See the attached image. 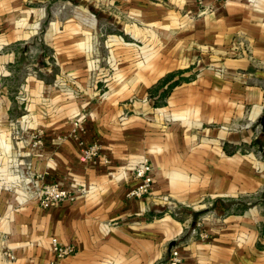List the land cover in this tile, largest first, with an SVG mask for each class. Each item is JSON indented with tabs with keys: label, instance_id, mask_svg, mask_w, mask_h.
Instances as JSON below:
<instances>
[{
	"label": "crops",
	"instance_id": "0c3cea01",
	"mask_svg": "<svg viewBox=\"0 0 264 264\" xmlns=\"http://www.w3.org/2000/svg\"><path fill=\"white\" fill-rule=\"evenodd\" d=\"M81 1L0 0V264H43L53 257L52 236L75 248L57 264H164L171 242L182 264H264V155L257 153L264 138L256 142L253 125L264 109V0H122L137 22L150 13L142 18L153 29L156 13L170 15L158 27L178 40L182 55L191 39L201 55L215 46L201 58L212 69L174 86L159 107L145 88L188 60L156 50L141 61L134 42L156 40L132 23L133 43L110 38L120 47L115 60L127 62L117 75L128 79L94 97L85 86L90 40L75 48L64 33L69 20L55 36L49 17ZM161 59L165 66L156 67ZM21 76L19 100L13 81ZM64 84L84 85L85 95L75 97ZM80 113L83 143L102 147L94 162L66 136ZM34 127L43 129V144L32 152L26 134ZM144 157L153 188L128 197L139 183L133 165ZM50 182L88 192L42 208L33 192Z\"/></svg>",
	"mask_w": 264,
	"mask_h": 264
},
{
	"label": "rangeland",
	"instance_id": "374dc122",
	"mask_svg": "<svg viewBox=\"0 0 264 264\" xmlns=\"http://www.w3.org/2000/svg\"><path fill=\"white\" fill-rule=\"evenodd\" d=\"M159 1V0H157ZM163 4V3H162ZM101 6V0H85V2L82 0L81 2H76L75 4L71 5L69 8H62L61 11L55 15H53V20L55 21L53 28H54V35L56 36L57 34L63 33V29L61 28L62 22H65L66 20H69L70 24L73 26L67 30H64V33H69L70 34V43L71 41H74L75 43V48L82 50L83 49V42L84 39H86L87 43L91 44V57H90V64H91V75L88 79V82L85 86L88 88H92V92H94V97L96 98H102L105 96L110 83L116 82V84L120 83L121 81H125V79H128L125 76H119L118 74V69L122 67L123 64H126V61L120 62V60L116 61L114 56L117 52V50L120 47H117L113 41L110 40V38H122L123 40L130 41L131 43V37H130V32L129 27L131 26L132 23H136L139 25L141 30L147 34L148 30L147 28H150L151 30V36L155 38L156 43L152 45H148V40H142L140 38L139 42L135 41L134 42V48L137 49L139 55H140V60L143 61L145 54L152 53L156 54V50H159L160 53L166 54L167 56L173 57L177 55L180 56L182 55V52L179 51V48L177 44V41H175L166 34V30L163 27L164 23L169 20L170 15H166L165 13H156L158 15L157 20H155V25L157 26H162L153 29L154 23H152L150 26L145 22L146 19H143L142 16L147 15L149 16L150 13H145V14H140L141 21L137 22L136 20L132 19L131 14L129 13V8L126 6V2L122 0H103ZM103 10V13H100ZM155 14H153L154 16ZM192 18H195L196 15H191ZM143 19V20H142ZM61 22V23H60ZM80 26L82 29L80 30L78 28ZM74 28V29H73ZM62 31V32H61ZM84 32L86 34L84 35ZM90 34V35H88ZM44 32H40V36L43 37ZM73 36L74 38H71ZM86 36V38H84ZM145 39L147 38L144 35ZM90 38V39H89ZM67 39V38H65ZM152 39V38H151ZM121 40V39H120ZM191 44H188V50L183 52L184 58L188 60V62H184L181 64H184L185 67L181 69H175L171 71L172 73L177 72L178 70H181V74L178 75L175 73L174 78H178V76H183L180 77V83L185 82L186 80L184 78L190 79H195V75L201 70V69H212V64L211 61H201V58L203 56H207L208 54L212 53V48H215V46L211 47L210 49L204 50L203 55H201V44H199L198 40L191 39ZM86 43V44H87ZM109 43V44H108ZM173 44V45H172ZM132 45V44H131ZM81 47V48H80ZM122 52L125 53L127 51L131 52V49H128L127 47H121ZM178 48V49H177ZM135 50V49H134ZM176 50V53H175ZM155 51V53H153ZM157 56V54H156ZM180 58V57H178ZM198 60L200 62L198 63ZM35 63V60H29L28 61V67H34L33 65ZM145 63V62H142ZM166 61L165 60H157L155 61L156 67H163L165 66ZM120 65V66H119ZM35 68V67H34ZM146 68V67H145ZM29 70H32V68H28ZM123 69V68H121ZM32 72V71H31ZM168 72V73H171ZM166 73L165 75L167 76ZM162 76L160 77L156 82H154L152 85L149 87L145 88L146 90V96L149 97V99L152 101L153 107H159L164 103V99L167 98V95H169L170 91L166 95H162L158 97L156 94L158 92V89L161 87V80L165 78L167 80L171 78ZM24 76V75H23ZM14 77L16 80L13 81V85L17 84L18 89H16V96L20 100L25 99V96L23 93H21L23 87V84L26 82L24 81V77ZM52 84V83H50ZM73 84V83H72ZM64 86V87H63ZM61 86L63 89L64 88H70L73 90V94L77 98H82L83 95V86L81 84H76V86L73 88L70 85H63ZM52 87H55L56 90L59 89V86H57V83L54 85L52 84ZM166 87L163 86L162 90L165 89ZM45 94H48V92H45ZM156 95V96H155ZM155 96V97H153ZM147 99V98H146ZM264 109L261 113L263 114ZM258 117L257 121L253 124L255 128V134L256 138L255 140L259 137L260 133L263 132V138H264V131H262L261 125H260V117ZM85 117L86 113H80L75 116V118L72 120V124L75 121H80L79 125L72 126V128L67 132L66 136L67 137H73L72 135L75 133L77 134L76 138L78 140H82V137L80 134L83 133L85 130L84 127V122H85ZM164 117H168L167 119L170 120L169 116L165 115ZM28 140H27V146L28 149L32 152L39 150L43 144V129L40 127H34L31 128L27 134ZM38 140L40 142L38 143ZM79 142V141H78ZM99 143V142H98ZM100 149H102L101 144ZM254 146H251L250 148L248 146H242L240 151L243 153L253 155L255 154L257 149L256 147L253 148ZM101 151V150H100ZM258 156L264 155V150H259ZM256 153V154H257ZM33 191V190H32ZM59 204V203H57Z\"/></svg>",
	"mask_w": 264,
	"mask_h": 264
},
{
	"label": "built area",
	"instance_id": "2783aa9c",
	"mask_svg": "<svg viewBox=\"0 0 264 264\" xmlns=\"http://www.w3.org/2000/svg\"><path fill=\"white\" fill-rule=\"evenodd\" d=\"M80 121H75L73 126L79 125ZM76 137L77 134H73ZM40 140H38V143ZM81 145V154L85 160L94 162L100 153V145L98 142H93L90 145H85L82 140H79ZM133 175L139 180V183L127 191L128 197L140 198L147 195L153 188L152 167L147 158H142L139 162L133 165ZM88 188L85 186H78L69 188L60 185L59 183H42L38 190L33 192L37 199L38 205L42 208H47L53 204L64 202L66 200H73L77 197H83L87 194ZM194 232V230H192ZM201 237L206 235L198 232ZM49 248L52 252V258L43 262V264H57L60 259L69 256L75 252L72 244L63 243L57 237L52 236L49 240ZM3 256L7 260H12L14 255L8 251H3ZM164 264H182V257L180 255L179 247L174 245L171 247L169 255Z\"/></svg>",
	"mask_w": 264,
	"mask_h": 264
},
{
	"label": "trees",
	"instance_id": "16d2710c",
	"mask_svg": "<svg viewBox=\"0 0 264 264\" xmlns=\"http://www.w3.org/2000/svg\"><path fill=\"white\" fill-rule=\"evenodd\" d=\"M176 74L180 75L182 72L181 70H178L177 72H175ZM175 73H168L167 76L165 75V77H168L171 78V76H173L171 79L165 81L166 79L163 78L161 80V87L159 89H161V91L159 92V95L158 97L162 96V95H166L168 94V92L174 87L176 86L177 84L180 83V80L181 78L180 77H183V76H178V78H174L176 75ZM186 81H188L189 79L188 78H184ZM165 86L166 88L162 90V87ZM158 89V90H159ZM263 139V132L260 133L259 137L256 139V142L257 143H260V141H262ZM260 145V144H259Z\"/></svg>",
	"mask_w": 264,
	"mask_h": 264
},
{
	"label": "water",
	"instance_id": "95a60500",
	"mask_svg": "<svg viewBox=\"0 0 264 264\" xmlns=\"http://www.w3.org/2000/svg\"><path fill=\"white\" fill-rule=\"evenodd\" d=\"M260 125L262 128H264V113L262 114L261 118H260ZM174 245V242H171L168 247L169 249Z\"/></svg>",
	"mask_w": 264,
	"mask_h": 264
}]
</instances>
